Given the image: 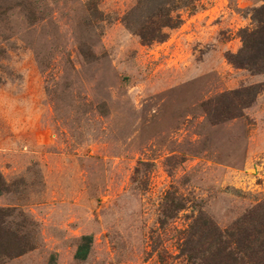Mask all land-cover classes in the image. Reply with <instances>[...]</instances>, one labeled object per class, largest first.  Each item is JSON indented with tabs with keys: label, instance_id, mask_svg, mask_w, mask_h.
<instances>
[{
	"label": "rangeland",
	"instance_id": "obj_1",
	"mask_svg": "<svg viewBox=\"0 0 264 264\" xmlns=\"http://www.w3.org/2000/svg\"><path fill=\"white\" fill-rule=\"evenodd\" d=\"M263 4L0 0V247L27 250L0 264H187L199 212L225 230L263 202L264 92L220 124L204 110L264 83L226 60ZM165 7L181 24L142 45ZM166 194L185 208L160 228Z\"/></svg>",
	"mask_w": 264,
	"mask_h": 264
},
{
	"label": "trees",
	"instance_id": "obj_2",
	"mask_svg": "<svg viewBox=\"0 0 264 264\" xmlns=\"http://www.w3.org/2000/svg\"><path fill=\"white\" fill-rule=\"evenodd\" d=\"M141 1L138 0V7ZM174 11L173 7H165L161 11L157 9L136 27L134 32L142 45L149 46L166 40L167 34L162 31L176 29L181 24L180 17L173 15ZM251 17L255 27L240 31L242 46L236 54H227L226 60L236 69L264 76V4L253 9ZM262 92L264 83L222 94L215 106L211 107L213 104L210 102L205 104V114L212 124L239 118L242 110L250 107ZM184 208L183 199L166 194L160 209V228L176 219ZM26 251L22 248L15 252L2 249L0 262L19 257ZM178 257L187 264H264V200L225 230L219 229L199 212L182 233Z\"/></svg>",
	"mask_w": 264,
	"mask_h": 264
},
{
	"label": "crops",
	"instance_id": "obj_3",
	"mask_svg": "<svg viewBox=\"0 0 264 264\" xmlns=\"http://www.w3.org/2000/svg\"><path fill=\"white\" fill-rule=\"evenodd\" d=\"M84 251L83 250H81L79 253H78V258H81L83 255H84V253H83Z\"/></svg>",
	"mask_w": 264,
	"mask_h": 264
}]
</instances>
